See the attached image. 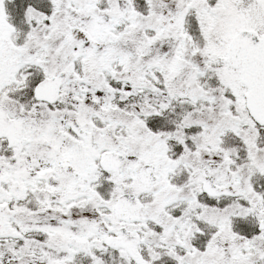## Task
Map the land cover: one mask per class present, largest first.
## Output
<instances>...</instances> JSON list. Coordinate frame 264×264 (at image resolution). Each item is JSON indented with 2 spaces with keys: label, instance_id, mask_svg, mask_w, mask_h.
<instances>
[{
  "label": "snow or ice",
  "instance_id": "1",
  "mask_svg": "<svg viewBox=\"0 0 264 264\" xmlns=\"http://www.w3.org/2000/svg\"><path fill=\"white\" fill-rule=\"evenodd\" d=\"M0 264H264V0H0Z\"/></svg>",
  "mask_w": 264,
  "mask_h": 264
}]
</instances>
